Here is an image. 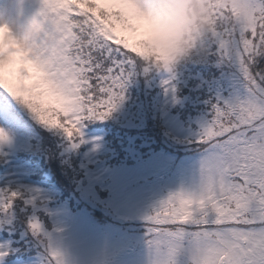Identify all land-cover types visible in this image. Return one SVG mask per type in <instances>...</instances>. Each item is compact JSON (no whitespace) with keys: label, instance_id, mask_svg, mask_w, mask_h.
<instances>
[{"label":"snow or ice","instance_id":"6c2138e0","mask_svg":"<svg viewBox=\"0 0 264 264\" xmlns=\"http://www.w3.org/2000/svg\"><path fill=\"white\" fill-rule=\"evenodd\" d=\"M26 3L0 0V27L40 22L41 34L29 45L37 64L36 99L46 106L51 86L73 103L41 112L7 83L0 82V89L43 124L62 129L70 140L80 137L82 143V121L110 116L125 98L139 61L150 62L146 72L151 68L128 27L142 30L144 25L130 17L129 0H39L31 15H26ZM212 8L216 23L206 53L196 54L203 58L215 51L222 62L234 64L244 91L219 96L212 118L190 141L201 149L195 187L170 193L145 217L149 264H264V69L255 67L257 57L264 56V0H227ZM6 71L10 78L16 74L14 66ZM5 139L0 128V142ZM22 195L0 190V211ZM30 226L51 239L37 218ZM52 253L59 255L55 249Z\"/></svg>","mask_w":264,"mask_h":264},{"label":"rangeland","instance_id":"374dc122","mask_svg":"<svg viewBox=\"0 0 264 264\" xmlns=\"http://www.w3.org/2000/svg\"><path fill=\"white\" fill-rule=\"evenodd\" d=\"M25 8L26 15L34 14L39 8V0H27ZM217 60L218 65L226 75H223L219 82L211 88L216 95L213 102L219 96L229 98L237 91L240 93L244 91L243 86L239 83L237 67L226 60L222 62L221 57ZM147 66L148 64L144 60L139 61L130 89L135 93L130 98L137 100L141 107H136L139 113L141 111L143 113L140 115L141 118H148L149 125L156 131L160 125V130L169 132L170 135L175 134L181 137L194 134L197 136L201 131L202 123L208 119L204 111L195 120L199 130H196V132H193V129L188 130L183 121L173 113L168 112L174 104V93L177 86L173 73L169 74L167 71L160 75V80L157 82V91H151L148 89V85L151 84L150 78L155 74L151 71L155 68L151 66L146 72L145 68ZM218 79L213 80L218 81ZM165 81H169V84L166 85ZM195 82L197 86H200L198 80ZM205 91L206 89L202 90L204 94ZM184 92L188 95L191 94L192 98L194 93H197L188 90H184ZM204 98L210 97L205 95ZM152 102L156 108L154 114L151 109ZM210 102H207V104ZM182 108L181 118L183 120H186L188 115L192 116L198 113L197 110L194 112L193 109L187 108V106ZM130 113L139 114L133 111ZM153 116L160 118L161 123L165 126L161 125L159 120H154ZM35 126L40 128L42 132L49 130L26 107L3 89H0V128L5 130L7 137V139L0 142V155H3V161L6 157L5 154L7 155L4 162L0 159V190H19L23 193L13 203V209L16 214L20 215V222L17 224L22 226L21 228L29 227L28 212L25 209L34 201H47V199L54 196L57 200L59 196L56 195L59 192L62 195L61 198H71L78 189H75L77 182H81L87 176L97 180L103 188L109 185L105 181L109 169L106 164L99 162L101 154L107 151L103 140L105 136L107 137L106 132L104 133L102 130L87 131L82 125L81 131L86 143V147L83 148V156L79 153L80 149L77 150L75 155H72L70 153L72 146L69 142H60L63 136L68 139L62 129L54 128L56 134L53 131L46 132L49 140L45 142L43 152L47 151L51 155L52 163L49 173H44V175H52L50 181L54 180L53 187L48 186L47 181L36 177L39 170L36 164L32 161L34 165L28 163L29 160L24 157L25 154L19 155V153L25 151L35 152V140L33 138H38ZM163 140L167 144L166 147L171 149L173 147L176 149L179 146L166 136H163ZM107 146L109 147L108 143ZM197 149H200L199 145ZM82 158H84V161H81ZM200 159L201 154L186 160L173 158L161 162L150 159L141 161L132 168H121L113 172L112 176H116L111 183L114 191L113 197H116L113 199L115 201L113 207L116 209L117 214L112 210L108 213V210H106L101 216L111 220L116 218L121 222L120 224L106 222L94 225L93 221L89 219L87 209L74 211L75 209L67 200L52 207L49 203L41 204L40 207L48 210L51 214L50 220L53 225L48 224L47 217L45 221L47 231L55 232L51 234V239L48 237L45 239L44 235L38 237L42 240H40L41 244L38 241L34 242L40 247L38 249L40 254L37 256L26 259L16 258L8 262L4 257L10 251L13 241L5 236L0 229V251L5 253L0 257V264H149L148 221L145 217L170 193L181 188L191 189L195 187L199 178ZM30 193L28 199L32 196L35 199L32 203L27 202V205H22L25 195ZM33 205L36 206L35 203ZM96 207L97 205H94L93 209H96ZM10 215L3 212L2 216L7 223H9ZM59 229L61 232H57ZM52 249H55L59 255L54 256ZM44 258H48V261Z\"/></svg>","mask_w":264,"mask_h":264},{"label":"trees","instance_id":"16d2710c","mask_svg":"<svg viewBox=\"0 0 264 264\" xmlns=\"http://www.w3.org/2000/svg\"><path fill=\"white\" fill-rule=\"evenodd\" d=\"M219 58L220 56L215 51H209L208 55L203 58L197 54H193L190 58L180 63L174 72H169V74H174L173 78L175 83H177V86L174 93V104L171 106L168 112L176 115L187 126V129H193V132L199 130V126L195 120L203 114V111L208 119H211L213 116L212 105L216 102H213L216 95L214 90H211V88L215 83L219 82L223 75H226L224 74V70H222L217 63V59ZM145 62L147 64L150 63L149 61ZM153 67L155 70H152L151 72H155V74L150 78L151 84L148 85V89L151 91H157V82L160 80V75L166 73L167 71L160 70L155 66ZM255 67L258 70L264 69V56H260V58L257 57V64ZM217 78H219L218 81L213 80ZM197 80L199 81L200 86H197V83L195 82ZM133 81L134 77L128 82L126 86L125 95H127L110 116L103 120L90 118L82 121L84 129L87 131L102 130L104 133H107V137L105 136V138H103L107 151L104 154H101L99 162L106 164V167L109 169L105 180L107 181L106 183H109V185L103 188V186H101L97 180H93L92 177L88 178L87 176V178L83 179L81 182H77L75 189H78L71 198H61L62 195H60L59 192L56 195L59 196L57 200H55L54 196L47 199V201H34L33 204L35 203L36 206L31 204L27 209H25V211L28 212L27 217L29 218V227L26 228H21L22 226L17 224L20 222V215L16 214V211L13 209V204L11 208L0 211V229L5 236H8V238L12 239L13 241L10 251L4 257L5 260L10 262L16 258L26 259L28 257L37 256L40 254V251L38 250L40 247L34 244V242L38 241L40 243V240L42 239H38V237L43 236L44 233L33 231L30 226V221L33 218H37L41 222L42 226L45 227L44 232L50 234L55 233L54 231H47V226L45 224L46 217L49 225L52 226L53 222L50 220L51 214L48 210L41 208V204L49 203V205L52 207L67 200L75 209L74 211L79 209H87V212L89 213V219L93 221L94 225H99L100 223L106 222H115L120 224L121 222L116 218L115 220H111L110 218H104L101 216V214H104L106 210H108V213L110 210L116 213V209L113 207L115 204L113 199L116 197H113L114 191L111 184L113 179L116 178V176H112L113 172L121 168H132L137 163L144 160L156 159L161 162L173 158L176 160H186L188 158H193L195 155L201 154V149H197L198 144L190 142L195 139L196 136L194 134H187L181 137L175 134L170 135L169 132L160 130V125L158 126L159 130L157 129L156 131L153 130L152 126L149 125L148 118H141L140 115L143 113L142 111L139 113L136 108H141L139 102L133 98H130L135 94L133 91H130ZM208 88H210V90H208ZM204 89H206L205 94L202 92ZM184 90L197 93H194L192 98L191 94H186ZM205 95H209L210 98L205 99ZM207 102L210 103L207 104ZM183 106L193 109L194 112L197 110L198 113L192 116L188 115L187 119L183 120L181 118ZM151 109L153 110L154 114L156 108L153 105V102L151 103ZM131 111L137 112L139 114H131ZM153 118L154 120H159L161 123L160 118L155 116H153ZM161 125L163 124L161 123ZM35 127L38 132V138H33V140H35V152L31 153L25 151L19 153L21 152L19 151L18 153L20 156L25 154L26 156L24 157L29 160L27 161L28 163H31L32 165L36 164V166H38L39 170L36 176L37 178L47 181L49 183L48 186H53L54 180L52 182L50 181L52 175H44V173H49L50 171L52 158L47 151L43 152V150L45 149V142L49 140L46 132L53 131L54 134H56V130L47 126L49 130L42 132L40 128L37 126ZM163 136H166V138H169L170 141H173L174 144L179 146H177L176 149L174 147L173 149L166 147L167 144L163 140ZM80 139V137H77L75 140H70L69 138L67 139L63 136L62 141L60 142H69V144L72 146L70 150L72 155H75L77 150L80 149L79 153L83 156V148L86 147V143L83 137L82 143L80 142ZM74 142L78 144L77 147H73ZM107 143L109 147L107 146ZM196 149L200 152H198ZM5 156L7 157L6 154ZM0 159L3 161V155H0ZM81 161H84V158H82ZM31 193L25 195L22 205L28 204L27 199ZM94 205H97L96 209H93ZM3 212L6 214H11L9 223H7L3 218ZM57 232H61V230L59 229ZM44 238L47 239V236L44 235ZM44 259L48 261V258Z\"/></svg>","mask_w":264,"mask_h":264},{"label":"clouds","instance_id":"9594fccd","mask_svg":"<svg viewBox=\"0 0 264 264\" xmlns=\"http://www.w3.org/2000/svg\"><path fill=\"white\" fill-rule=\"evenodd\" d=\"M227 0H129L130 17L144 25L138 30L134 24L128 27L132 43L146 53L153 66L174 72L177 66L197 52L206 53L207 39L215 26L212 4L223 6ZM240 21L246 19L241 13ZM42 31L39 21L27 28L17 22L11 27H0V82L7 83L38 111L48 112L57 105L70 107L72 100L54 87L48 86V101L42 106L36 99L33 83L37 64L30 59L31 41ZM27 37V39L25 38ZM14 66L16 74L9 77L6 69ZM43 83V82H41Z\"/></svg>","mask_w":264,"mask_h":264}]
</instances>
